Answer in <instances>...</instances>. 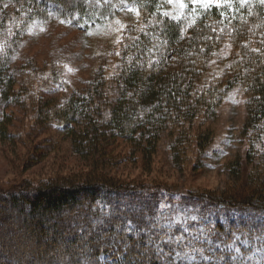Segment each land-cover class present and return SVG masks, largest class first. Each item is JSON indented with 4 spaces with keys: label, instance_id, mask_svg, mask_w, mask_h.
Masks as SVG:
<instances>
[{
    "label": "trees",
    "instance_id": "1",
    "mask_svg": "<svg viewBox=\"0 0 264 264\" xmlns=\"http://www.w3.org/2000/svg\"><path fill=\"white\" fill-rule=\"evenodd\" d=\"M173 2L0 0V142L15 152L22 141L32 146L40 133L56 131L80 160L69 175L0 184V264H264L263 256L234 250L240 244L264 254V2L182 0L179 15ZM126 13L141 18L127 30L119 63L111 73L109 60L91 66L88 82L66 96L57 94L71 87L66 62L78 54L71 43L49 56H23L53 20L88 34ZM236 87L246 95L249 148L228 164L237 184L231 195H194L205 204L201 222L166 220L164 205L173 199L164 200L165 187L111 175L122 145L143 168L166 137L174 159L194 138L202 153L212 133L194 131V123L216 118ZM29 116L34 124L23 139ZM33 145L32 152L44 150ZM24 156L20 174L44 160L38 151Z\"/></svg>",
    "mask_w": 264,
    "mask_h": 264
},
{
    "label": "rangeland",
    "instance_id": "2",
    "mask_svg": "<svg viewBox=\"0 0 264 264\" xmlns=\"http://www.w3.org/2000/svg\"><path fill=\"white\" fill-rule=\"evenodd\" d=\"M173 1L172 12L179 15L182 0ZM218 1L192 0L194 6H207L218 3ZM140 18L139 13L120 14L104 24L92 26L88 34L84 30L68 28L61 25L63 23L59 24L53 20L49 35L33 42L30 41L23 51V56H37L40 51L49 56L52 47L58 48L64 43H71L70 51L78 54L76 58L66 62V67L72 68V71L76 70L77 73L74 76L70 70L68 78L71 87L57 94L63 97L71 92L74 86L80 87V83L86 82L90 78L91 66H98L109 60L108 73L113 71L119 63L120 56L118 54L127 30L131 27L134 28ZM248 28L252 33H255L258 21L256 19L250 21ZM56 36H60V39L52 43ZM227 42H232L231 37H227ZM52 54L58 55L56 52ZM65 55L70 56L67 52ZM71 55L74 57V53ZM41 59L44 58L41 57ZM45 59L50 60L49 57ZM103 59L105 60L103 61ZM246 113V95L239 87H236L229 92L220 105L216 118L205 123L199 120L194 123V131L210 129L212 133L211 142L202 153H200L194 138L187 145L186 150L181 151L180 157L174 159V151L166 137L160 141L151 167L143 168L141 160L126 155L128 147L123 148L122 145L119 146L118 164L112 170L111 175L125 181H138L141 185L152 188L157 185L165 187V193L168 195L164 196V200L170 201V196L173 199L171 206H167V203L164 205L166 209L163 214L166 220L171 219L177 224L185 221L201 222L203 218L200 215L204 213L201 210L205 204L201 203V200L195 202L194 197L210 193L231 195L232 187L237 185L234 184L235 178L229 172L228 164L236 158L244 156L246 149L249 148L250 140L242 134ZM24 123L23 139L26 138L27 130L29 132L34 124L33 116L25 118ZM33 141L32 146L30 143L22 141L15 152L14 147L0 142V184H7L15 178H26L39 182L51 176L69 175L79 170L77 164L80 161L79 157L71 150L68 139L62 134L56 131L40 133ZM33 144L44 146V150H38V147L35 150L44 155V160L34 167L24 168L20 174L23 156L35 153V151L32 152ZM31 160L32 158L28 162ZM191 204H194L193 208H188ZM209 207L207 206V208ZM209 211L215 212L214 208ZM18 232L21 233V237H24L28 231L22 227ZM22 239L24 240V238ZM248 243L247 240L243 242L246 246ZM247 248H243L239 244L235 246L234 250L239 256L247 254L248 257H264L261 251L246 252Z\"/></svg>",
    "mask_w": 264,
    "mask_h": 264
},
{
    "label": "snow or ice",
    "instance_id": "3",
    "mask_svg": "<svg viewBox=\"0 0 264 264\" xmlns=\"http://www.w3.org/2000/svg\"><path fill=\"white\" fill-rule=\"evenodd\" d=\"M262 2H264V0H262ZM180 6H181V8H183V7H184V5H183V4H181Z\"/></svg>",
    "mask_w": 264,
    "mask_h": 264
}]
</instances>
